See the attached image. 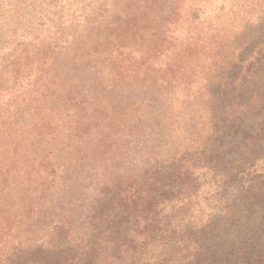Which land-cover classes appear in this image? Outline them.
<instances>
[{
    "label": "trees",
    "instance_id": "trees-1",
    "mask_svg": "<svg viewBox=\"0 0 264 264\" xmlns=\"http://www.w3.org/2000/svg\"><path fill=\"white\" fill-rule=\"evenodd\" d=\"M186 3L193 17L201 6L198 0H0V225L7 226L3 231L11 237H26V247L6 264H24L27 256L42 258L40 264H59L65 248L53 241L77 232L86 240L102 238L81 253L77 264H141L136 254L156 241L160 244L152 249L161 252L160 259L146 254L147 262L264 264V251L255 256L256 247L228 251L214 244L221 233L211 224L186 231L188 242H173L182 251L173 260L168 255L173 247L166 243L173 237V228H155L153 236L145 230L142 237L131 228L87 226L76 220L93 185L101 186L102 180L100 195L114 186L108 181L119 180L117 188L130 193L119 195L130 206L139 207L135 195L155 193L157 183L146 190L135 179L121 181L129 175L153 176L149 164L138 165L134 152L139 143L149 141L145 137L149 130L143 129L149 128L156 114L157 80L170 88L175 82L176 64L184 51L183 42L171 48V28ZM168 57L165 70L162 60ZM53 130L58 141L55 149L50 142H46L51 147L47 153L25 149L37 147L40 143L34 142L43 141L42 136ZM23 160L32 165L29 173L14 168ZM13 168L10 192H5ZM182 168L183 156L176 157L171 177L183 178ZM62 172L66 177L60 179ZM32 174L40 177L33 180ZM169 189L183 196V182ZM253 195L261 196L257 191ZM103 230L107 233L100 237ZM32 241L41 245L33 249L28 246ZM61 262L67 263V258Z\"/></svg>",
    "mask_w": 264,
    "mask_h": 264
},
{
    "label": "rangeland",
    "instance_id": "rangeland-1",
    "mask_svg": "<svg viewBox=\"0 0 264 264\" xmlns=\"http://www.w3.org/2000/svg\"><path fill=\"white\" fill-rule=\"evenodd\" d=\"M199 3V11L194 12L193 17L186 3L171 28V48L183 42L184 56L176 64L177 76L172 88L157 80L153 89L156 114L149 128L143 129L145 133L149 130L145 136L149 141L135 148L138 165L140 162L149 164L153 176L148 179L129 175L121 181L127 183L135 179L134 183L146 186V190L157 183L155 193L135 195L139 207L130 206L119 195L128 192L126 188H117L115 183L119 180L108 181L114 182V186H108V191L100 195L98 191L103 190L105 182L102 180L101 186L93 185L84 207L78 209L81 213H77L76 220L87 226L94 223L131 228V232L138 231L142 237L145 230H150L153 236L155 228H173V237L166 242L173 247L168 248L173 260H178L173 256L182 252L173 242H188L186 231L211 224L218 226L221 233L214 244L228 251L238 246L248 250L256 247L254 254L258 256L264 251L261 249L264 246V62L259 61L264 59V0H198ZM169 60V57L163 58V69L166 70ZM168 77L171 81L172 77ZM41 123H45L44 117ZM42 129L46 130L47 126ZM56 137L53 130L46 137L42 136L43 141L34 142L40 143L37 147L28 145L25 149L48 152L47 148H51L48 142L53 144L52 149L56 148ZM181 156L183 178L171 177L174 159ZM41 159L40 156L39 161ZM28 160L18 162L14 168L21 167V173L25 170L29 173L32 165ZM55 166L58 176V164ZM14 168L9 182L5 183V192H10L8 185L12 184ZM31 176L33 180L40 177ZM65 177V172L60 173V179ZM182 182L183 196L171 192L170 186ZM256 191L261 196L255 197ZM92 217L96 220L92 221ZM6 227L0 225L3 233H0V264L12 262L17 251L26 247V237H11L3 231ZM158 232L165 235L164 231ZM77 233H64L53 241L65 248L61 260L67 258V263L60 260L59 264H77L81 253L87 247L93 248L94 241L102 239L93 236L86 240ZM106 233L103 230L100 237ZM33 242L28 244L33 249L41 245ZM142 243L140 241L139 245ZM129 244L133 246V242ZM159 244V241L153 242L146 252L136 254L135 259L141 264H156L147 262V258L160 259L161 252L152 249ZM188 247L184 246L183 250ZM52 249L48 247L46 252ZM143 255L145 258L141 259ZM25 258L24 264L42 261L33 256Z\"/></svg>",
    "mask_w": 264,
    "mask_h": 264
}]
</instances>
